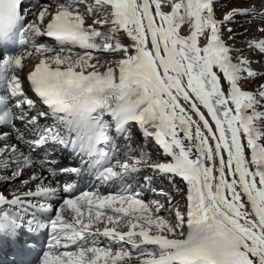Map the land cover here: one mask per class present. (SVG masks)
Instances as JSON below:
<instances>
[{
	"label": "snow or ice",
	"instance_id": "6c2138e0",
	"mask_svg": "<svg viewBox=\"0 0 264 264\" xmlns=\"http://www.w3.org/2000/svg\"><path fill=\"white\" fill-rule=\"evenodd\" d=\"M28 4L0 0V234L47 231L38 264H264V0Z\"/></svg>",
	"mask_w": 264,
	"mask_h": 264
},
{
	"label": "bare ground",
	"instance_id": "6f19581e",
	"mask_svg": "<svg viewBox=\"0 0 264 264\" xmlns=\"http://www.w3.org/2000/svg\"><path fill=\"white\" fill-rule=\"evenodd\" d=\"M37 1L40 2V0H37ZM34 6L35 5L28 4L29 8L34 7ZM224 10H225L224 7H218L217 15H220V13L223 12ZM227 39L228 38H227V34H226L225 40H227ZM228 43L229 44L234 43L235 47H237V48L243 47L244 36H237L235 41H228ZM245 54L247 55V53H245ZM29 66H31V65H29ZM253 68L254 69H262V68H264V65L256 64V66H253ZM243 87L246 89H253L255 87V85L252 83L243 82ZM131 133H132V144H133V146L142 145L143 144L142 135L135 125L131 129ZM120 139H123V138H120ZM123 141L125 144L127 143L126 140L123 139ZM51 147L52 146H49V148H51ZM120 148H121V151H123L124 147L120 146ZM147 150L151 152L153 159L158 158V149L154 144L149 143L147 145ZM37 155H42V153H37ZM66 155H68V152H60L57 149L55 158L59 161V163H64L66 160H68V161L78 160V159H75L71 156L69 158H66ZM26 175H27V173H26ZM140 184H141V189H143V181L142 180H141ZM91 186H92V182H89L86 190H89L91 188ZM153 186L157 187V188H163L165 191H171L170 185L168 184L167 180H163V181L158 180L155 182V184ZM6 191H10V189H6ZM147 194H150L151 196L155 197L151 191L144 189L143 190L144 199H145V196ZM177 199H179V197H177ZM181 203H183V201Z\"/></svg>",
	"mask_w": 264,
	"mask_h": 264
},
{
	"label": "rangeland",
	"instance_id": "374dc122",
	"mask_svg": "<svg viewBox=\"0 0 264 264\" xmlns=\"http://www.w3.org/2000/svg\"><path fill=\"white\" fill-rule=\"evenodd\" d=\"M252 66H256V63H254ZM118 144H119V146H121V147H124V146H125V143H124L123 139H118ZM154 198H156V197H153V196H151L150 194H147V195L145 196V200H150V199H154Z\"/></svg>",
	"mask_w": 264,
	"mask_h": 264
}]
</instances>
